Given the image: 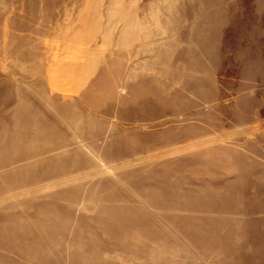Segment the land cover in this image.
I'll return each mask as SVG.
<instances>
[{
  "label": "rangeland",
  "instance_id": "rangeland-1",
  "mask_svg": "<svg viewBox=\"0 0 264 264\" xmlns=\"http://www.w3.org/2000/svg\"><path fill=\"white\" fill-rule=\"evenodd\" d=\"M0 264H264V0H0Z\"/></svg>",
  "mask_w": 264,
  "mask_h": 264
}]
</instances>
